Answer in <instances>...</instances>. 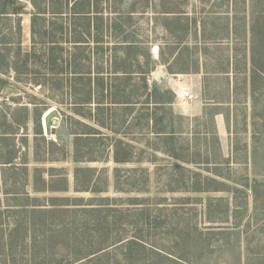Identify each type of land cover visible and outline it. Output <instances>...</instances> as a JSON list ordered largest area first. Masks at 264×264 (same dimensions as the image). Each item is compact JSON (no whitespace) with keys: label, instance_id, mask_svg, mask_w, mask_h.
<instances>
[{"label":"rangeland","instance_id":"obj_1","mask_svg":"<svg viewBox=\"0 0 264 264\" xmlns=\"http://www.w3.org/2000/svg\"><path fill=\"white\" fill-rule=\"evenodd\" d=\"M77 2L73 11L87 8L88 0ZM89 3L94 20L88 46L71 42L77 36L75 24L77 31L84 30L82 23L88 25L74 12L60 19L69 24L62 34L56 29L61 21L52 12L55 6L42 1L35 35L32 6L21 13L22 47L36 43L38 53L28 66L41 72L20 74L18 79L14 71L9 73L7 85L17 89L20 102L0 88V264H29L34 259L40 264H264V52L258 47L264 39V0ZM167 11L174 14L168 16ZM226 15L233 17L235 33L241 30L255 39L253 49L258 51L251 53L250 62L238 56L232 69L206 71L212 73L207 81L218 89L215 100L221 102L209 107L207 120L185 116L197 115L203 106L198 75L162 77L160 87L178 93L188 89L192 97H178L174 109L183 118H166L163 124L176 133L157 137L159 127L152 118L153 106L146 103L148 90L141 76H117L109 82L114 76L111 62L115 69L146 73L170 69L168 59L176 67L172 50L177 46H168V30L176 37L178 30L192 29L195 20L208 24L212 19L220 32L230 25ZM98 17L110 23L108 30L102 32ZM15 37L9 35L8 40ZM172 38L171 43L176 42ZM125 39L138 44L125 51ZM17 49L14 44L10 54ZM52 55L59 56L56 62ZM55 67L64 70L55 75L50 71ZM87 71L91 84L88 76H76ZM90 87L93 100L83 102ZM118 88L124 92L116 98L139 101L137 106L124 109L110 103ZM98 105L104 112L100 120ZM48 111L57 119L55 134L43 119ZM218 111L233 113L231 135L222 118L218 133L207 132L213 130ZM94 128L100 134L80 142L79 149L93 151L99 160L75 161V136ZM116 144L130 161L114 160ZM10 159L12 163H3ZM34 204L40 210L33 215ZM57 204L80 210L69 213ZM129 239L145 247H126Z\"/></svg>","mask_w":264,"mask_h":264},{"label":"trees","instance_id":"obj_2","mask_svg":"<svg viewBox=\"0 0 264 264\" xmlns=\"http://www.w3.org/2000/svg\"><path fill=\"white\" fill-rule=\"evenodd\" d=\"M42 1H46L47 4L49 2V6L52 7V4L55 7H52L53 11L55 13V16L60 17V18H56L57 21H61L60 25L58 23V25H56V29L59 31H62L63 34V30L66 28V33L68 32V28H69V24L65 25V22H63L62 20H60L61 18H63L66 15H69L70 12H74V14H78L77 17L78 19H84V21L88 22V25H86L85 23H82L80 26H82V28L84 27V30L82 29L81 31H77L78 26L75 24V31H76V35L75 39L72 40L71 42L76 44V47L82 46V44H86V46H88L90 43L86 40L90 38V35L92 33V23L94 20V15L92 14V8L91 5L89 3L90 0H88V5L86 6L87 8H83L80 11H73L74 9L76 10V8H74L76 6V4H78V0H73V4L71 5V9H70V0H52L50 2V0H29V2L31 3V30L33 35H35L37 32H39V30L37 28H39L37 26L38 21L40 20V18L42 17V8H41V4ZM15 2L16 0H0V88L1 89H5L6 86H8L7 84H9L8 81V76L9 73H11V71H14L16 76H14V78H17L20 76V74H26L29 73L31 74V76H40L39 73L41 71L35 69L34 67H29L28 63L32 60L31 58L36 57L37 53V48H35V44H33L34 47H31L30 49H25L22 47V19H21V13L24 12L25 9L23 8H17L15 6ZM51 4V5H50ZM92 9V10H91ZM96 14H99L98 16H104V13L102 12V10H96ZM102 12V13H101ZM105 12V11H104ZM46 13V11L44 12ZM14 17V18H13ZM99 18V23L102 26V32L104 31V28H106L107 30L109 29L110 23H107L104 20V17H98ZM4 24V27H1L2 23ZM106 22L107 25H104ZM44 27H48L44 24ZM100 30V29H99ZM70 31V29H69ZM86 32V33H85ZM85 34L87 36H85ZM103 37L106 36L105 32L103 33ZM9 35L11 36H16L15 37V41H10L8 40ZM56 36H53L52 38H54ZM70 41V40H69ZM104 41V40H103ZM34 42V40H33ZM98 42V41H97ZM54 43H56L57 45H59V41L56 40ZM100 43V42H98ZM125 45L127 44L126 47H124V50L127 51V48H130V46L132 45H136L138 44L137 41L135 40H130V39H125L124 41ZM17 45L18 49L15 52V55H13L14 52H12V54H10L12 46ZM121 45H123V41L120 43ZM60 46V45H59ZM85 46V45H83ZM110 46V45H107ZM84 50L86 48L89 47H83ZM117 48V47H116ZM113 49V48H112ZM59 50H63V47H59ZM89 56V55H88ZM23 57V58H22ZM39 57V56H38ZM57 57H59L58 55L54 56L52 55L51 58L53 59V61H55L57 59ZM10 58H14L15 60H11ZM62 59H64V57L61 56ZM89 58V57H88ZM19 60H24V64L20 65L19 64ZM56 62V61H55ZM88 63V62H87ZM113 62H111L110 64V70H111V75H114L110 78V81H114L116 78H119L117 76H124V79L128 78L131 79L132 76H141L140 80H142L144 82V86L146 88L147 91V101L146 103L152 107V111L153 113V119L156 121L155 122V126L157 128L154 132L156 134L157 137L159 138H163L164 136H172L173 134L176 133V130L174 129V127H168L166 125H163L166 118H183L182 115L178 114L175 109H174V104L176 103L177 100V94L174 92L173 89H171L170 87H160L158 85V81L155 80L153 78V74H151V72L155 70V68H152L151 70L148 71V73H146V71H142L140 69V71H132V70H121V69H115L113 68ZM26 70V71H24ZM64 68H56L53 70L51 69V72H54L55 75L59 74L61 71H63ZM121 71L122 75H118L117 73ZM101 72V71H98ZM152 72V73H153ZM102 75L107 74L106 71H102ZM113 73V74H112ZM76 76H81V78L83 76H88L89 78V83L91 84V80L89 76L90 75V71H87V73H76ZM139 74V75H138ZM6 76V78L4 77ZM104 78V77H102ZM35 82H39V81H35ZM127 83V82H126ZM122 84V82H121ZM121 84H119L118 86H121ZM124 86V85H123ZM99 87H101V89H104L105 84L104 82L101 84H99ZM105 90V89H104ZM108 93V89L106 90ZM122 92H124V90L121 91L120 88L117 89V91L113 94V96L115 98H113L110 103L115 104L114 106L117 107H123L124 109H128V106H137L136 104L139 103V101H127L126 99H119L116 98L117 96H120L122 94ZM112 94V93H111ZM86 100V101H85ZM93 100V93H92V89L90 87L87 96L84 97V101L83 102H91ZM98 102H103V101H98ZM102 105H98V110H97V117L100 120L101 116L104 115L103 110L101 109ZM149 110V109H148ZM157 111H160L162 114L160 115L161 117L158 118V116L156 115V113H158ZM149 112V111H148ZM41 115V113H40ZM87 117H92L91 114L86 115ZM39 117V116H38ZM93 118L96 119V114H93ZM40 119V117H39ZM103 123V122H102ZM92 130V129H91ZM116 132V131H115ZM95 134H100V131L98 129H93V131H88V132H83V133H77V135L75 136V141H74V146H75V150L73 153V158L75 161H96L99 160V155H93V151L91 150H87V152H80L79 146H80V142H82L83 140L87 139V141L89 140V137H93L96 136ZM88 137V138H86ZM118 145H114L112 149V151L114 152V160L116 162H127L130 161V156L128 153H126L125 156H121L120 155V150L119 148H117ZM88 149V148H87ZM92 153V154H91ZM13 162V159L4 161L3 163H7L10 164ZM39 204H34V206L32 207V211L31 213H36L37 210H40V208L36 207ZM66 204H57L56 208H66L67 212L69 213H77L80 209H75V208H70V207H64ZM51 212H54L53 210ZM134 246V245H140L142 247H145L143 244H141V241H136L134 239H129L127 240V242L125 243V246L129 247L130 246ZM103 250L102 248L98 249L97 252ZM29 264H40V262H37L36 259H34V261H31Z\"/></svg>","mask_w":264,"mask_h":264},{"label":"crops","instance_id":"obj_3","mask_svg":"<svg viewBox=\"0 0 264 264\" xmlns=\"http://www.w3.org/2000/svg\"><path fill=\"white\" fill-rule=\"evenodd\" d=\"M28 3L29 5L27 6V8L31 6V3L29 1ZM172 14L174 13L171 11H167L168 16H172ZM211 20L212 19H210L209 21V23L211 22L209 26V23L207 24L205 21L202 22L200 19L195 20L192 29L187 28L183 32L178 30L176 32V37L174 36V34H172L171 31L168 30L167 44L171 47L173 45L177 46V48L173 49L174 51L172 50V52L173 58H177L178 65H176V67L171 66V60H166L167 62L165 63L167 64V66H170V69L166 68L165 72L167 73V75L196 74L200 78L199 88L203 106H201L202 109L198 111L197 115H194L193 112H191L189 115H185L187 116L186 118H190L191 120L194 118V116H201L202 119L207 120L208 118H210L209 107L213 104H221V102H217L215 100L218 89L216 88V90H213L211 82L207 81V78H210L208 76H211L212 73L206 71L232 69L234 67V60L238 56L245 57V59L250 62L251 53H255L256 51H258V49H253V46L256 45L254 44L255 39H253L249 33L246 34L241 30H236L235 33V31L232 29L234 21L233 17L229 18V15H226V22L229 21L230 25L228 26L227 24L226 28L224 30H221L220 32L216 29V25L218 26V24L215 21ZM172 37L176 39V42L171 43L173 41ZM248 37H250V41H248ZM235 39L239 40L240 44L237 43L238 41H236ZM249 43H251L252 45L250 46ZM238 44L239 47H237ZM258 47H261L260 51L264 52V39L263 42L258 45ZM155 48H158V46H156ZM165 49L166 44L163 45L162 57L166 55ZM162 67H165V65L163 64ZM171 70H177L181 72L173 73L170 72ZM173 90L177 94V99L178 97L180 99H183L181 96L183 90L180 93H178L175 89ZM226 114L227 113L224 111L216 112L213 116V130L211 129V131L209 130L207 132H210L211 135L213 133V136L214 134H216V132L218 133L221 130L218 126L219 118H222V120L224 121L223 127L226 133L228 135L230 134V132L231 134L234 133V115L233 113H230L226 116ZM180 115L184 116L183 113H180ZM205 130L208 129L205 128ZM207 132L206 134H208ZM215 140L220 141L219 138H215ZM228 142L230 143L229 139Z\"/></svg>","mask_w":264,"mask_h":264},{"label":"water","instance_id":"obj_4","mask_svg":"<svg viewBox=\"0 0 264 264\" xmlns=\"http://www.w3.org/2000/svg\"><path fill=\"white\" fill-rule=\"evenodd\" d=\"M28 5H29V3L27 0H16V2H15V6L17 8H27ZM166 75H167V73L163 69H157L153 73V77L157 81H159L162 77H164ZM4 93L6 95H8L9 98L14 102H20L21 101V98L19 97V95H17V89L10 86V85L5 87ZM43 119H44V122L46 125H52L51 133L55 134L56 128H57L56 127L57 119L55 117H53V114L51 113V111H48L46 113V115H44Z\"/></svg>","mask_w":264,"mask_h":264},{"label":"built area","instance_id":"obj_5","mask_svg":"<svg viewBox=\"0 0 264 264\" xmlns=\"http://www.w3.org/2000/svg\"><path fill=\"white\" fill-rule=\"evenodd\" d=\"M181 96H182L183 99H188V98L192 97V94H191L190 90L183 89V91L181 93Z\"/></svg>","mask_w":264,"mask_h":264}]
</instances>
